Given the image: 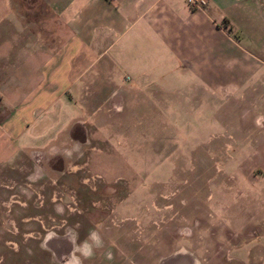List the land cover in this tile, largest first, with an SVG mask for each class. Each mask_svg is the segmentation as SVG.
<instances>
[{"label":"rangeland","instance_id":"1","mask_svg":"<svg viewBox=\"0 0 264 264\" xmlns=\"http://www.w3.org/2000/svg\"><path fill=\"white\" fill-rule=\"evenodd\" d=\"M67 34L45 0H8L7 92L36 85L29 46L56 53ZM254 83L132 87L127 103L126 88L70 86L36 121L44 138L0 164V264H264V73Z\"/></svg>","mask_w":264,"mask_h":264},{"label":"crops","instance_id":"2","mask_svg":"<svg viewBox=\"0 0 264 264\" xmlns=\"http://www.w3.org/2000/svg\"><path fill=\"white\" fill-rule=\"evenodd\" d=\"M45 3L66 24L68 41L56 53L29 46V55L31 50L40 55L37 60L31 56L36 64L30 66L41 74L34 89L21 96L15 87L6 90L17 82L15 69L21 66L14 60L0 61V164L44 138L46 129L38 132L36 121L45 117L58 98L69 102L70 86L90 82L92 86L126 88L129 95L125 92L123 99L127 103L133 98L132 87L146 88V98L154 88H179L191 94L192 87L254 85L256 76L264 73V0H208L198 8L187 0ZM7 4L8 0L0 3V20ZM0 54L6 55L4 51ZM74 66L82 72L105 70L108 76L73 79ZM38 104H43L40 116H36Z\"/></svg>","mask_w":264,"mask_h":264},{"label":"built area","instance_id":"3","mask_svg":"<svg viewBox=\"0 0 264 264\" xmlns=\"http://www.w3.org/2000/svg\"><path fill=\"white\" fill-rule=\"evenodd\" d=\"M188 4L194 8L204 7L208 0H187Z\"/></svg>","mask_w":264,"mask_h":264}]
</instances>
